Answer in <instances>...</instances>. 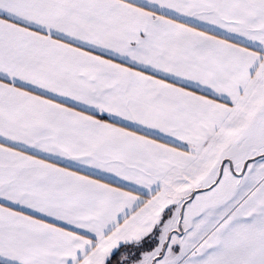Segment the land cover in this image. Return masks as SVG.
Returning <instances> with one entry per match:
<instances>
[{
    "label": "snow or ice",
    "instance_id": "1",
    "mask_svg": "<svg viewBox=\"0 0 264 264\" xmlns=\"http://www.w3.org/2000/svg\"><path fill=\"white\" fill-rule=\"evenodd\" d=\"M0 264H264V0H0Z\"/></svg>",
    "mask_w": 264,
    "mask_h": 264
}]
</instances>
